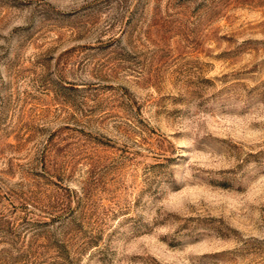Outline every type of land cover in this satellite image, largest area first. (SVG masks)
I'll return each instance as SVG.
<instances>
[{
  "label": "rangeland",
  "instance_id": "1",
  "mask_svg": "<svg viewBox=\"0 0 264 264\" xmlns=\"http://www.w3.org/2000/svg\"><path fill=\"white\" fill-rule=\"evenodd\" d=\"M0 264H264V0H0Z\"/></svg>",
  "mask_w": 264,
  "mask_h": 264
}]
</instances>
